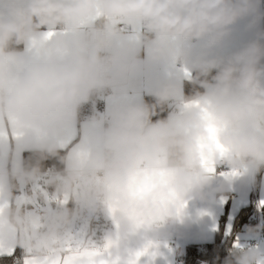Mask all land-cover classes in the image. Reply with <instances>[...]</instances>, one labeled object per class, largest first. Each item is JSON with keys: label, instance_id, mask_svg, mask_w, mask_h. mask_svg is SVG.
<instances>
[{"label": "crops", "instance_id": "1", "mask_svg": "<svg viewBox=\"0 0 264 264\" xmlns=\"http://www.w3.org/2000/svg\"><path fill=\"white\" fill-rule=\"evenodd\" d=\"M29 2L0 0V23L4 21L5 13L26 8ZM63 2L71 5L73 0ZM91 3V10L79 19H65L63 28L36 29L24 39L22 51L0 52V81L22 74L29 58L79 66L86 75L88 66L84 62L91 58V49L96 44L95 29L103 11V0H91ZM249 4L254 11H242ZM220 10L223 14L219 18L208 16L199 21L203 30L195 37H192V30L187 34L147 36L142 26L148 18L132 14L125 31L108 32V50L112 54L108 67L98 63L101 47L96 48L93 70L101 78L110 77L107 78L110 83L90 89L86 97H78L71 108L60 105L62 119L55 123L47 119L23 122L11 111H6V97L12 86L0 83V187L4 199L13 201L12 177L18 186V179L28 175L22 169L23 153L45 149L68 150L64 174L61 175L71 182L79 181L78 185L93 194L96 175L104 170L105 146L109 143L116 157L135 156L139 163L148 167L145 170L105 172L106 209L115 225L108 239L119 235L124 258L144 250L138 264H175L176 258L184 256L189 245L212 242L222 217H225V233L229 235L241 209L254 204L256 199L260 204L264 201V163L258 162L256 169L249 163H245L241 171L229 168L213 180L184 175L182 167L185 165L208 170L206 163L210 164L216 158V149L220 146L226 152L223 157L216 158L215 165L221 160L227 161L233 154L232 146L224 143L222 135L234 129L227 119L221 117L220 111L221 93L228 89L224 100L230 99L236 82L205 83L203 95L187 102L183 101L184 85L186 81H194V71L199 69L239 67L237 56L251 44L264 49V2L248 0L246 4L245 0H222L217 5V11ZM229 15L232 18L225 22ZM48 32L54 34L48 37ZM12 36L14 34H6L0 29V44ZM58 37L75 39L58 47L55 55L47 53L46 45ZM157 49L164 51L158 52ZM115 57L118 58L114 60ZM258 64L264 65V56L260 57ZM122 65L125 66L123 72L120 71ZM168 85L178 87V95L169 97L166 103L174 99L179 114L170 112L162 123L149 124L145 123L144 115L131 121L125 118L129 109L139 108L144 113L145 98L157 96ZM106 91L111 95L105 96ZM94 92V116L80 122L79 109ZM98 99L99 107L96 106ZM100 107H104L107 117L98 115ZM168 107L171 109L170 105ZM258 123L264 126V121ZM210 125L216 127L215 135L209 131ZM173 135H182L184 141L183 162L178 165H170L168 161V138ZM56 174L50 177L53 180L49 183L51 192L58 185ZM51 186H55L53 191ZM91 202L85 201L81 207L69 202L68 209L71 212L81 210L89 215L95 204ZM11 209L4 211V231L13 229L15 234L19 230L21 235L19 239L6 238L5 251L0 256H10L8 249L16 251L20 245L24 251L23 264L31 246L29 249L23 243V229L14 228L8 215ZM110 211L123 225L121 229L117 230ZM262 211L264 221V206ZM254 235L251 230L247 232L239 247L246 245ZM87 238L92 241V236ZM170 243L177 248L170 247ZM255 264H264V239Z\"/></svg>", "mask_w": 264, "mask_h": 264}, {"label": "clouds", "instance_id": "2", "mask_svg": "<svg viewBox=\"0 0 264 264\" xmlns=\"http://www.w3.org/2000/svg\"><path fill=\"white\" fill-rule=\"evenodd\" d=\"M221 2L222 0H105V8L111 13L143 15L151 21V27L161 34L170 32L187 34L189 30L199 34L203 30L200 20L208 16L219 18L223 14L222 10L217 11V5ZM245 3L247 4L248 0H245ZM91 7V0H73L71 5L65 4L63 0H30L28 7L16 8L5 13L0 29L6 34H15L22 41L36 30L34 18H39L40 24L54 20H76L90 11ZM242 11H254V8L249 4ZM231 18L232 15H229L225 22ZM74 39L55 38L46 45V52L55 55L58 47L70 44ZM108 43L106 37L97 36L96 44L91 49V58L84 62L88 66L86 75L79 66L58 65L47 59L29 58L22 74L14 75L7 81H0L12 86L6 97V111H11L23 122L45 119L52 123L60 121L62 119L60 105L71 108L77 102V98L86 97L90 89L110 83L93 70L96 63V48L100 45L107 46ZM261 56H264V49L256 44L249 45L240 53L237 56L238 69H229V74L232 71L239 73L235 81L236 89L231 92V98L228 100H224V96L229 90L225 89L221 93L220 115L229 120L234 129L222 135L224 143L233 148V154L227 158V162L238 167L244 166L243 158H248V162L253 165L257 162L264 163V126L258 123L264 121V65L258 64ZM124 70L125 66L122 65L120 71ZM176 95L178 87L168 85L157 93L158 102L163 105L169 97ZM143 115L141 109L135 108L129 109L125 118L131 121ZM37 176L38 172L33 171L28 173L25 179L32 181ZM64 187L67 185L60 186V190L63 191ZM8 215L15 229L25 230L26 245L37 251L41 248L57 247L72 219L71 209H62L47 220L45 229L33 232L31 225L33 218L22 214L17 218L15 208L9 210ZM5 234L13 235L14 231L6 228ZM258 256L259 253L255 249H250L239 254L235 264H255Z\"/></svg>", "mask_w": 264, "mask_h": 264}, {"label": "trees", "instance_id": "3", "mask_svg": "<svg viewBox=\"0 0 264 264\" xmlns=\"http://www.w3.org/2000/svg\"><path fill=\"white\" fill-rule=\"evenodd\" d=\"M236 1V0H229ZM35 19L36 29H46L50 27L63 28L64 20H54L45 24H40L39 18ZM147 38V37H146ZM24 48V40H19L14 34L12 38L0 44V52H20ZM229 69L238 67L207 68L194 71V81H186L184 85L183 101H191L203 95L205 83L209 82H235L238 76L237 71L229 74ZM96 98V92L92 93L91 98L79 109L78 120L81 122L91 119L94 116L92 101ZM158 96H148L144 100L145 123H162L170 113L166 103L159 104ZM96 106L99 107V99ZM99 109V108H98ZM68 150L66 149H45L25 151L22 156L23 172L28 174L33 171L42 173L51 170L55 173L64 174L65 163ZM184 141L182 135H173L168 138V161L170 165H178L183 162ZM11 187L13 196L19 193L16 179L12 177ZM55 186H51L53 191ZM254 204L241 209L234 220L232 232L227 235L224 230L225 217L221 218L220 226L215 234L214 240L205 244H191L187 247L184 256L180 257L183 264H235L238 257L237 249L233 242L239 232L248 228L247 224L252 218ZM245 227V228H244ZM24 257L23 248L18 245L16 251L10 256H0V264H22Z\"/></svg>", "mask_w": 264, "mask_h": 264}, {"label": "built area", "instance_id": "4", "mask_svg": "<svg viewBox=\"0 0 264 264\" xmlns=\"http://www.w3.org/2000/svg\"><path fill=\"white\" fill-rule=\"evenodd\" d=\"M264 2V0H263ZM132 14L116 12H108L105 8V0H103V11L101 15L100 22L95 29V38L97 36H104L107 38L108 32L110 30H115L117 32H123L126 30V22ZM142 31L147 36L161 35L157 30L151 27V21L149 19L143 22ZM170 33H181L183 32H170ZM169 34V33H164ZM192 37H195V32H192ZM100 51L98 54V63L103 67H108L112 62V54L108 50V45H100ZM110 77H106V79ZM111 92L106 91L105 96H110ZM168 105L171 106L170 112L173 114H179L180 111L175 107L176 101L170 99L167 101ZM98 115L107 117L106 110L104 107L98 109ZM229 121V120H228ZM230 122V121H229ZM165 133L164 130L161 131ZM163 157V156H161ZM244 164L249 163L248 158H243ZM251 164V163H249ZM258 162L252 167L256 169L258 167ZM145 163H139L135 156L129 158H118L114 155L111 150L109 143H106L105 153H104V170L100 171L97 176L96 184L93 187V195L95 197V204L93 209L90 211L88 217H79L75 221V224L84 229L87 237L92 236V241L97 245H103V243L108 240L109 235L114 231L115 225L109 218L106 209V188H107V178L105 172L108 170L116 171H126V170H145L147 169ZM229 168L235 171H241L243 167H238L228 163L226 160H221L218 164L214 165V171L209 172L203 167L189 166L185 165L182 167L183 174L190 177H197L202 180H213L222 172L228 170ZM203 173V175H201ZM71 225V223H70ZM248 230L254 232V238L247 241L246 245L237 248V253L242 254L250 249H255L260 254V245L264 239V221H263V211L262 206L256 199L254 201V211L252 218L247 224ZM170 247H175L173 243L169 244ZM31 249H34L31 247ZM259 257V256H258ZM258 259V258H257ZM175 264H183L181 258L178 257L175 260Z\"/></svg>", "mask_w": 264, "mask_h": 264}, {"label": "rangeland", "instance_id": "5", "mask_svg": "<svg viewBox=\"0 0 264 264\" xmlns=\"http://www.w3.org/2000/svg\"><path fill=\"white\" fill-rule=\"evenodd\" d=\"M56 174L51 170L39 173L38 178L35 181H26L24 177H20L18 180L19 187V204L14 207L17 210V218L22 214L25 217L33 218L31 221L32 231L39 232L47 227V220L50 217L56 215L60 210H68L69 202L76 203L78 206H82L85 201L95 202L93 194L88 192L86 188L78 185L79 181L71 182L69 179L63 177L60 173H57L58 185L56 190L51 192L49 190V183H52L51 175ZM64 190H60V186H65ZM60 198V200H58ZM93 204L92 202L90 203ZM47 215V217L45 216ZM81 210L75 209L72 212L71 225H68L64 230V238H77L84 241H91V238L85 236L83 228L75 224V221L79 217H88ZM34 225H39L40 230H34ZM247 231H241L237 234L236 239L233 242V246L239 245L243 242ZM30 238V237H28ZM25 230L22 231V240L25 243ZM245 246V245H243ZM241 246V247H243ZM239 247V246H238ZM30 249V246H28Z\"/></svg>", "mask_w": 264, "mask_h": 264}, {"label": "snow or ice", "instance_id": "6", "mask_svg": "<svg viewBox=\"0 0 264 264\" xmlns=\"http://www.w3.org/2000/svg\"><path fill=\"white\" fill-rule=\"evenodd\" d=\"M54 33L48 32L46 35L51 37ZM199 107V105H195ZM209 131L215 135L217 129L214 125L209 126ZM218 144V141H215ZM226 150L222 146L216 149V158L223 157ZM210 164L206 163L209 172H213L215 160ZM60 200V198H58ZM16 205L11 200H5L3 189L0 187V254L4 253V242L6 238H20V231L13 235H6L4 231V211L11 209ZM264 206V201H261ZM113 220L116 223L117 230L122 228V224L116 220L114 214L110 211ZM34 230L39 231L40 226L34 225ZM235 246H239L238 244ZM15 251L14 248L8 249V255ZM28 255L25 257L23 264H138V258L145 254L144 250L130 254L127 258L121 255L120 237L106 240L103 245H97L93 241H84L77 238H63L57 247L41 248L27 250ZM38 253V254H37Z\"/></svg>", "mask_w": 264, "mask_h": 264}, {"label": "water", "instance_id": "7", "mask_svg": "<svg viewBox=\"0 0 264 264\" xmlns=\"http://www.w3.org/2000/svg\"><path fill=\"white\" fill-rule=\"evenodd\" d=\"M20 198H19V193H16L13 197V203L16 202L15 207L19 204ZM70 225V224H69Z\"/></svg>", "mask_w": 264, "mask_h": 264}]
</instances>
